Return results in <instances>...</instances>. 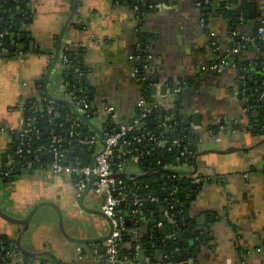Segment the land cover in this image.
I'll return each instance as SVG.
<instances>
[{
    "label": "crops",
    "instance_id": "0c3cea01",
    "mask_svg": "<svg viewBox=\"0 0 264 264\" xmlns=\"http://www.w3.org/2000/svg\"><path fill=\"white\" fill-rule=\"evenodd\" d=\"M15 1L21 4L17 24L25 40L0 48V127L8 128L16 142L20 104L66 98L62 53L71 46L84 52L93 93V117L84 121L77 143L85 162L93 165L110 119L113 130L140 120L146 85L135 52L145 38L151 58L144 77L155 88V94L148 89L153 104L163 106L152 121L167 128L179 118L192 146L189 164L178 161L171 168L189 185L191 200L177 212L161 206L165 211L156 214L151 209L157 203L150 199L155 197L144 198L154 205L141 208V215H148L132 230L133 241L124 243L120 264H161L156 246L178 224L190 234L192 227L199 228L190 239L195 249L167 264H264V135L254 102L241 90L246 67L264 63V42L256 44L262 40L264 0H232L240 10L236 24L223 15V0L204 9L200 0H151L155 8L141 16L121 0ZM241 38L254 43L234 54L235 64L228 51ZM213 64L219 69H203ZM176 88L180 92L172 94ZM177 94L179 103L173 99ZM110 107L113 113L106 111ZM12 148L0 138V238L16 249L11 264H102L111 232L103 197L90 187L78 197L76 179L47 168L4 177ZM119 152L126 156L129 149ZM150 174L134 157L120 171L128 181ZM148 234L156 240L151 251L142 242Z\"/></svg>",
    "mask_w": 264,
    "mask_h": 264
},
{
    "label": "trees",
    "instance_id": "16d2710c",
    "mask_svg": "<svg viewBox=\"0 0 264 264\" xmlns=\"http://www.w3.org/2000/svg\"><path fill=\"white\" fill-rule=\"evenodd\" d=\"M123 3L135 7L136 0H121ZM202 2V9L208 7L212 8L215 3L220 0H200ZM207 1V2H206ZM151 4V3H150ZM19 4L15 0H0V28L1 30H8L9 36L3 40V45L8 48L12 47L14 44L23 43L22 32L18 27L19 14H17V7ZM221 10H223V15L232 20L234 24L238 22L240 10L235 9L234 2L232 0H223L220 2ZM230 7V8H229ZM142 12H149L147 5L143 8ZM145 39V38H144ZM142 40L141 47L136 50V57L140 58L141 65L139 67L140 76L144 77L146 59L148 57L146 48L143 47V44L146 40ZM236 40L235 42H239ZM263 43L264 39L260 40L258 43ZM250 45L247 44V47ZM64 55H67L68 64L64 66L63 79L64 83H69L68 92H72L76 101L86 98L89 105H91L90 99V83L88 81V73L84 68V52L81 49H75L71 46L68 47L67 51L63 50ZM229 58V59H228ZM236 55L227 56V59L238 64L235 60ZM264 63L255 66L252 69L251 66H247L244 70V81L241 85V90L245 92V96L250 98L254 102L255 108L259 112L258 118V130L259 133L263 135L264 127V98L259 100V97L264 94ZM143 98L147 101L148 105L152 107V113H154V118L161 114L160 105L153 104L151 99V94L148 90L144 91ZM49 100V99H48ZM73 101L68 98H63L62 100L54 102V112L52 115H48L47 108L49 106L48 102L44 99L40 101L26 102L24 103L25 110L23 117L25 119L31 120L36 128L40 129V140H34L31 143L32 149H36L40 145L49 144L50 135H45L44 130L46 128H51L54 130V133L58 138H60V146L62 150L68 152V158L70 162L73 163H83L84 165H89L85 162L86 158L83 157V154L79 151V144L75 141L76 138L71 139L69 137V132L72 130L73 120L77 117V113L73 109ZM155 105V106H154ZM90 107L89 112L82 116V119L87 123L90 121V118L93 116V111ZM72 117V120H68V116ZM150 114L145 120H139L135 124V131L125 137L123 143L128 145L129 153L126 156H123L122 159H119L117 152L114 153V158L111 161L112 168L114 173L120 177L119 165L122 160L126 162L131 158H137L139 162V168L142 170H150L152 174L145 176L137 177L136 181H128L123 177H120L123 182L129 187L130 195L128 197V202L131 203L134 196H139L140 198L153 197L158 199L157 204L153 207L152 210L156 214L160 212L161 206L169 210L171 213L179 211L182 205L185 206L191 200V193L189 185L185 183L180 177V172L171 170L174 167L176 162H180L183 165L189 164L190 158L189 155L185 160L181 154L185 149L192 151V146L189 144L188 138L184 131L181 128L180 120L176 117V120H171L168 122L169 131H166V128L161 126L151 124L152 119ZM53 119V125L50 127L49 120ZM85 124L78 131L80 132V137L84 134ZM113 126L111 124V119L108 121V127L106 132H112ZM114 131V130H113ZM79 137V138H80ZM137 139H141L140 142ZM178 141V145L175 142ZM18 142L15 141L14 136V146ZM164 143V144H162ZM74 148L75 152L71 153V149ZM15 154V149L12 148L11 153ZM50 156H47L46 159L41 157L43 164L47 163L50 160ZM125 166V165H124ZM169 167V168H167ZM21 169H16L18 171ZM14 171V172H15ZM177 176L174 178L173 176ZM176 200L178 202H176ZM175 203L179 204V208H174ZM160 206V207H159ZM121 210L124 213L126 218V228L122 233V240L120 242V258L124 252L123 245L125 242H131L132 239V230L136 228L143 219L148 215V213L137 216L136 219L131 217V212L133 211L132 205L128 206L127 204L121 205ZM145 213V212H144ZM177 227L173 230L174 237L165 239L164 242L156 246V248L161 253V264H167L168 261H176L180 256L185 253H192L195 249L191 242V238L194 237L192 233L190 234L184 229L180 224L176 225ZM148 243V250L151 251L152 244L156 240L150 239V234L146 238H142V242ZM133 245H136L134 242ZM154 249V253L156 252ZM11 246L2 238H0V253L6 254L10 251ZM157 250V251H158ZM156 261V260H155ZM9 262V261H7ZM11 263V262H10ZM0 264H3V261L0 260ZM43 264V263H40Z\"/></svg>",
    "mask_w": 264,
    "mask_h": 264
},
{
    "label": "built area",
    "instance_id": "2783aa9c",
    "mask_svg": "<svg viewBox=\"0 0 264 264\" xmlns=\"http://www.w3.org/2000/svg\"><path fill=\"white\" fill-rule=\"evenodd\" d=\"M207 2V1H206ZM147 5L149 10L155 8L154 5L148 4L146 0H136L134 9L136 10L139 16L142 15L143 8ZM8 30H1L0 28V48L3 49V40L9 36ZM258 40L264 38V28L258 30ZM254 43L253 41L249 42L245 39L237 42L230 50L228 51V56L239 53L240 51L247 48V44ZM68 47L64 51H67ZM21 53V52H20ZM19 53V54H20ZM150 59L151 57L148 56ZM63 65L68 64L67 55L62 56ZM147 67V66H146ZM145 67V68H146ZM204 70H218L219 64H213L208 67H204ZM264 69V67H263ZM142 80L145 82L146 77H142ZM69 83H64L65 97L73 101L74 111L79 117L73 120L72 130L69 132V137L71 139H78L80 137L79 129L84 125V120L82 116L86 115L89 112L90 105L88 104L86 98H82L79 101H76L74 94L68 92ZM148 90V88H145ZM180 92V88L174 89V93ZM264 98V94L259 97V100ZM49 104L47 108L48 115H52L54 112V102L53 100H48L44 98ZM140 108V119L145 120L148 118V114L152 113V107H150L147 101L142 98L138 104ZM19 111L22 113V121L17 135L19 137L18 143L15 145V154L9 155V164L7 170L4 172L3 176L9 178L10 175L16 170H26L33 171L35 169L47 168L52 173L65 176L68 178L76 179V188L78 190V197H80L88 187L91 188L95 194L103 197V206L102 211L106 217L111 219L112 232L110 237L107 239L105 246L103 247L105 252L103 255L102 264H120V242L122 240V233L126 228V218L123 211L121 210L122 204H127L128 206L132 205L133 211L131 212V217L136 219L137 216L142 214L141 208L144 201V198L139 196H134L131 203L128 202V197L130 195L129 187L123 182V180L114 173L112 168L111 161L114 158V153L117 152L118 158L122 159L120 152L118 153L117 147L121 145L126 136L135 131V124L128 126H121L117 130L112 132H106L104 134V148L101 152L97 153L94 157L93 165H84L82 163H73L68 161L64 163V158L68 157V152L61 149L59 145L61 140L58 136L55 135L54 130L49 128L50 142L49 144H44L38 146L36 149H32L31 143L34 140H40V129L36 128L35 125L29 119L23 117L25 106L20 104L18 107ZM108 113H113L114 108L110 107L106 110ZM68 120H72V117L69 115ZM50 127L53 125V119L49 120ZM264 135V127L262 129ZM6 137L9 140L10 145H14L13 137L14 134L10 132L8 128L0 127V138ZM138 142L141 139H137ZM164 144V143H162ZM178 145V141L175 142ZM189 155H193L192 151L185 149L181 156L186 160ZM42 156H53V159H50L47 163L43 164L41 161ZM125 161L122 160L119 165V170L121 171L124 168ZM177 178V176H173ZM149 197V196H148ZM150 198V197H149ZM154 202H158L157 198H150ZM176 202H178L176 200ZM161 226V224H160ZM174 237L172 235L170 238ZM100 247L96 248V251H99ZM16 249L11 248L5 255L0 253V260L3 261V264H11L12 258L16 256ZM9 261V262H7Z\"/></svg>",
    "mask_w": 264,
    "mask_h": 264
},
{
    "label": "water",
    "instance_id": "95a60500",
    "mask_svg": "<svg viewBox=\"0 0 264 264\" xmlns=\"http://www.w3.org/2000/svg\"><path fill=\"white\" fill-rule=\"evenodd\" d=\"M146 2L149 4L150 2H151V0H146ZM20 26V24H18V27ZM23 40H25V36H23ZM238 40V39H237ZM144 47V46H143ZM17 48H19V46H14L13 47V50L15 51V50H17ZM145 85H146V87L148 88V89H152V93L153 94H155L154 92H155V88L153 87V88H150V80H147V81H145ZM166 93H163V95H165ZM172 94H176V93H174V90H173V93ZM90 96L91 97H93V93H90ZM181 96L180 95H175L174 96V101L176 102V103H179L180 101H181ZM61 100V99H60ZM56 101H59V100H56ZM161 107V106H160ZM161 108H163V106L161 107ZM150 117H152V118H154V113H151L150 114ZM171 116H169L168 118H170ZM188 121H189V119L188 118H185L184 119V122L185 123H188ZM155 122H154V120L153 121H151V124H154ZM159 123L160 124H162L163 123V120H160L159 121ZM129 124L127 123V122H125L124 123V126H128ZM49 131H50V129L49 128H46L45 130H44V132H45V135H49ZM166 131L168 132L169 131V128L167 127L166 128ZM82 139V137H80V138H78L75 142L76 143H79V141ZM127 147H128V145L126 144V143H122L121 145H119L118 147H117V150H123V151H125L126 149H127ZM75 152V149L74 148H72L71 149V153H74ZM44 157V159H46L47 158V156H43ZM50 158L51 159H53V156H50ZM192 160V157L190 158V161ZM68 161H69V158L68 157H65L64 158V163H68ZM94 163V162H93ZM193 186L194 187H196V184H193ZM155 194H153V196H154ZM147 205H154V202H152V201H144L143 202V204H142V208H145ZM180 206H179V204L178 203H175V205H174V208H176V209H178ZM181 207H184L183 205L181 206ZM161 211L162 212H164L165 211V209L164 208H161ZM108 218V217H107ZM176 218H179V216L177 215L176 216ZM188 217H186V219H187ZM109 219V218H108ZM109 221H110V223H111V219H109ZM161 221H162V223L163 224H166L167 223V218L166 217H163L162 219H161ZM201 222V221H200ZM192 229L194 230V232L192 233L194 236L196 235L195 233L197 232V231H199V228H194V227H192ZM201 229V228H200ZM205 231L208 233V228H205ZM111 232H112V224H111ZM111 232H110V234H109V237H110V235H111ZM162 233H163V235L164 236H167L168 235V233H170V231L167 229V227H164V228H162ZM108 237V238H109ZM204 239V238H203ZM157 242H159V240H157ZM191 243H193V242H191ZM142 247V246H141ZM103 252H105V250L103 249Z\"/></svg>",
    "mask_w": 264,
    "mask_h": 264
}]
</instances>
